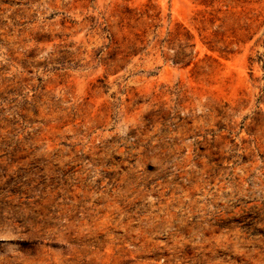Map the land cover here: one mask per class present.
<instances>
[{
  "label": "rangeland",
  "instance_id": "374dc122",
  "mask_svg": "<svg viewBox=\"0 0 264 264\" xmlns=\"http://www.w3.org/2000/svg\"><path fill=\"white\" fill-rule=\"evenodd\" d=\"M0 264H264V0H0Z\"/></svg>",
  "mask_w": 264,
  "mask_h": 264
}]
</instances>
